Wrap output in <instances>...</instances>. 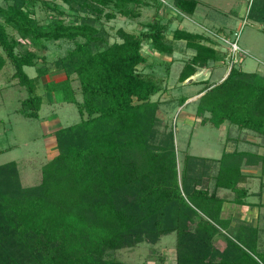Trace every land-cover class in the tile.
<instances>
[{"label": "trees", "instance_id": "16d2710c", "mask_svg": "<svg viewBox=\"0 0 264 264\" xmlns=\"http://www.w3.org/2000/svg\"><path fill=\"white\" fill-rule=\"evenodd\" d=\"M60 1L71 13L48 0L0 4V71L10 62L13 78L28 91L19 111L39 118L43 97L36 92L37 78L49 72L47 42L66 40L74 47L54 61L65 77L47 89L62 90L81 115L55 131L58 153L43 165L37 184H22L16 161L0 165V264H130L110 254L156 244L173 232L175 264H264L257 251L259 227L224 216L230 200L246 203L253 171L264 184V73L232 64L221 81H205L196 109L202 124L219 128L228 122L257 137V149H225L219 158L186 153L180 165L174 132L165 130L161 102L152 98L161 85L138 70L147 62L144 40L173 54L168 25L157 17L139 34L121 27L112 41L103 20L118 13L135 18L140 14L135 10L151 1ZM38 3L51 10L47 20L37 16ZM175 4L191 15L199 1ZM248 18L264 31V0H251ZM172 38L195 51L180 82L226 59L202 33L176 28ZM26 66L36 67V77ZM188 98L183 95L181 105ZM232 139L249 143L240 135ZM220 236L223 248L216 244Z\"/></svg>", "mask_w": 264, "mask_h": 264}, {"label": "rangeland", "instance_id": "374dc122", "mask_svg": "<svg viewBox=\"0 0 264 264\" xmlns=\"http://www.w3.org/2000/svg\"><path fill=\"white\" fill-rule=\"evenodd\" d=\"M48 1L60 4L61 8L71 13L68 10V5L62 1ZM150 1V5H142L135 10L140 13L135 18H129L118 13L111 20L106 18L103 20L107 30L111 33L112 41L118 39L117 31L121 27L139 34L144 30V23L157 17L168 25L167 39L172 42L173 54L160 53L153 49L148 40H144L142 52L147 57V62L141 64L138 70L144 75L154 77L161 85V91L152 98L159 99L161 102L159 116L164 122L165 130L174 132L179 164H182L186 153L219 158L225 149L232 150L238 146L256 150L257 147L244 142L238 145L232 139L233 137L240 135L253 142L254 136L240 133L237 127L231 126L228 122L219 128L209 122L202 124L201 118L196 116L198 99L194 98L189 102L187 100L185 104L181 105L180 98L183 95L193 96L199 93L205 87V82L188 84L187 81H179L180 72L188 61V47L184 40L172 38L176 28L200 32L209 36L215 47L225 54L224 62L211 61L208 65L207 71L212 73L208 80L209 83L218 82L223 78L232 64L245 71L264 73L263 25L248 18L251 0H198L199 4L193 15L183 13L177 8L175 0ZM1 3L3 0H0ZM158 3L161 5L159 14L156 11ZM50 12V9L44 8L42 3H38L37 16L41 20H47ZM222 36L229 38L230 41H237L243 51L238 52L236 56L232 55V45ZM47 45L46 62L50 71L55 72L54 61L73 48L74 43L59 40L48 41ZM200 71L204 72V69H200ZM13 72L14 67L10 62L0 71V165L16 161L22 184L31 186L41 181L43 165L58 152L57 148L54 147L56 144L51 140L54 133L48 131V125L54 119L61 126L74 124L81 119V115L75 104L62 100L54 103L53 106H47L45 103L39 118L25 116L19 111V108L22 105V100L28 96V91L24 86L13 83L15 81L12 77ZM26 72L33 77L36 74V69L33 66H27ZM75 80L74 85L78 90L77 97L81 98L79 82L77 79ZM39 85L38 91L43 93L45 90L43 81ZM44 96L47 100V96ZM259 177L258 170L253 171L249 187L264 193V184L262 185V178L259 180ZM220 194L226 195L228 198L234 197V194L229 190H221ZM255 196L252 193L249 201H258L259 198H255ZM229 204L225 211L227 216L233 215V207L236 205L231 200ZM257 224L259 225L257 251L258 255L263 258L264 208ZM176 241L177 234L173 232L162 236L156 244L142 242L132 248L114 251L110 256L130 264H175ZM224 243L223 237L220 236L216 239L218 247L223 248Z\"/></svg>", "mask_w": 264, "mask_h": 264}, {"label": "crops", "instance_id": "0c3cea01", "mask_svg": "<svg viewBox=\"0 0 264 264\" xmlns=\"http://www.w3.org/2000/svg\"><path fill=\"white\" fill-rule=\"evenodd\" d=\"M196 12V11H195ZM194 12V13H195ZM190 15V14H189ZM191 15H193V14H191ZM196 22V21H195ZM189 31V30H188ZM197 33H200V32H197ZM203 34V33H202ZM188 60L195 54V51L193 50V49H191V48H188ZM27 67V66H26ZM26 67H25V70H26ZM56 68V67H55ZM35 69H36V67H35ZM200 69H204V72H201L200 71ZM208 70V67H204V68H198V70H197V72L193 75V76H191L190 78H191V81H189V82H186V83H188V84H191V83H195V82H205V81H208L209 80V77L211 76V74L212 73H209V71H207ZM229 71V70H228ZM14 73V72H13ZM228 73V72H227ZM227 73L224 75V77L227 75ZM201 74V75H200ZM210 74V75H209ZM13 75V74H12ZM36 75H37V70H36V74L33 76V77H36ZM13 77V76H12ZM64 72L62 71V70H59V69H57L56 68V71L55 72H53V71H50V69H49V72L46 74V75H43V76H40V77H38L37 78V88H36V92H37V94H39V95H41L42 97H43V104H42V107H43V105H45V103L47 104V106L49 105V106H53L54 105V103L56 104L57 102H61L62 100H64V93H63V91L62 90H55V91H50V90H48L47 89V86H48V83L49 82H51V81H60V80H62V79H64ZM223 77V78H224ZM223 78H221L219 81H221ZM14 79V78H13ZM15 80V79H14ZM43 81V87H45V90H44V92L43 93H39V91H38V89H39V84H40V82L41 81ZM76 82V80H73V82H72V85H73V87L74 88H76L75 87V85H74V83ZM14 84H18L17 83V81L15 80L14 82H13ZM206 83V82H205ZM77 89V88H76ZM44 95H46L47 96V100H45V96ZM201 94H199V93H197V94H195V95H193V96H189L188 95V102L190 101V100H193L194 98H196V99H198L199 98V96H200ZM55 98H57V99H55ZM55 99V100H54ZM47 101V102H46ZM65 101V100H64ZM63 101V102H64ZM66 102V101H65ZM22 104V103H21ZM21 108V107H20ZM19 108V109H20ZM42 109V108H41ZM41 112V111H40ZM40 116H41V114H40ZM39 116V117H40ZM58 121V120H57ZM49 126V129H48V131H50V132H52V133H54L53 135H52V137H51V140L52 141H54V143L56 144V137H55V131L57 130V129H59V128H61L62 126H61V124H58V122H56V120L54 119L52 122H51V124L50 125H48ZM255 140H258V138H256V137H253ZM255 140H253V142L255 141ZM249 143H247V144H250V145H254L255 146V144H253V142H250V141H248ZM54 147H56V145L54 146ZM256 147V146H255ZM240 148V147H239ZM240 149H250V148H240ZM49 150V149H48ZM252 150H254V149H252ZM58 153V152H57ZM57 155V154H56ZM259 180H261V178L259 177ZM250 182V181H249ZM249 182L248 183H246V186H248L249 187ZM260 185H261V182H260ZM264 186V185H263ZM249 189H250V187H249ZM261 190V189H260ZM258 192H260V191H258ZM257 191H255V190H252V189H250V193L252 194H254V195H256L255 196V198H259V200L257 201V200H255V201H249V199H250V195L246 198V203L245 204H236V203H234V204H236L233 208V215H225V211L227 210V206H229L230 204H229V202L226 204V207H225V211H224V216L225 217H229V216H232V217H235V218H240V219H244V220H246V221H249V222H251V223H253V224H255V225H257L258 227H259V225L257 224V221H259V219H260V216H261V213H262V209L264 208V193H258ZM229 204V205H228Z\"/></svg>", "mask_w": 264, "mask_h": 264}, {"label": "built area", "instance_id": "2783aa9c", "mask_svg": "<svg viewBox=\"0 0 264 264\" xmlns=\"http://www.w3.org/2000/svg\"><path fill=\"white\" fill-rule=\"evenodd\" d=\"M223 37V36H222ZM226 41H228V42H230V44L232 45V51H233V53H232V55H234V56H236V54L238 53V52H241V51H243L242 49H241V47H240V45L238 44V42L237 41H230V39L229 38H227V37H223ZM233 59H234V57H233Z\"/></svg>", "mask_w": 264, "mask_h": 264}, {"label": "water", "instance_id": "95a60500", "mask_svg": "<svg viewBox=\"0 0 264 264\" xmlns=\"http://www.w3.org/2000/svg\"><path fill=\"white\" fill-rule=\"evenodd\" d=\"M189 81H191V78H189V79L187 80V82H189Z\"/></svg>", "mask_w": 264, "mask_h": 264}]
</instances>
